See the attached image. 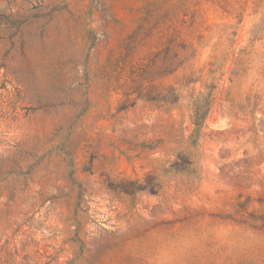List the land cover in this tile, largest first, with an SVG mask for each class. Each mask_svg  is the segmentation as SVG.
Segmentation results:
<instances>
[{
  "label": "rangeland",
  "instance_id": "rangeland-1",
  "mask_svg": "<svg viewBox=\"0 0 264 264\" xmlns=\"http://www.w3.org/2000/svg\"><path fill=\"white\" fill-rule=\"evenodd\" d=\"M9 240L18 264H264V0H0Z\"/></svg>",
  "mask_w": 264,
  "mask_h": 264
},
{
  "label": "trees",
  "instance_id": "trees-1",
  "mask_svg": "<svg viewBox=\"0 0 264 264\" xmlns=\"http://www.w3.org/2000/svg\"><path fill=\"white\" fill-rule=\"evenodd\" d=\"M182 64L183 63L181 62L180 67H182ZM191 98V108L193 113L192 123L195 126L192 136L198 138L210 111V105L207 104L200 96L194 97L193 95Z\"/></svg>",
  "mask_w": 264,
  "mask_h": 264
},
{
  "label": "bare ground",
  "instance_id": "bare-ground-1",
  "mask_svg": "<svg viewBox=\"0 0 264 264\" xmlns=\"http://www.w3.org/2000/svg\"><path fill=\"white\" fill-rule=\"evenodd\" d=\"M43 216V218L45 217V215H42ZM44 220V219H43ZM41 221V220H40ZM40 221L37 219V221H36V224H37V226H39L40 225ZM35 224V225H36ZM45 224V223H44ZM34 226V225H33ZM38 228V227H37ZM25 239V241H26V237H24V236H22L21 237V240H24ZM40 239H42V236H39V237H37V240H40ZM57 239V242L55 243V244H60V242L62 241V238H56ZM43 240V239H42ZM5 241V243L7 242V239H5L4 240ZM9 242V244H7V246H6V248H5V251H4V253H3V255H1L0 256V264H18V263H13V262H11V261H8V257H7V252H10L11 254H13V253H15V244H14V242L12 241V240H9L8 241ZM53 242V241H52ZM5 243H4V245H5ZM22 242L20 241V240H18V246L21 244ZM40 243V242H39ZM42 243V242H41ZM58 244V245H59ZM60 246V245H59ZM57 247V246H56ZM59 251V250H58Z\"/></svg>",
  "mask_w": 264,
  "mask_h": 264
}]
</instances>
